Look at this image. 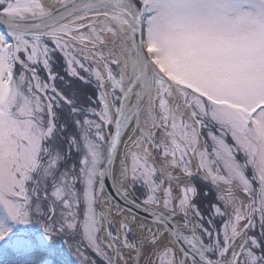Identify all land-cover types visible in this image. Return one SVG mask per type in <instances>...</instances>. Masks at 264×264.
Listing matches in <instances>:
<instances>
[{"label":"snow or ice","instance_id":"snow-or-ice-1","mask_svg":"<svg viewBox=\"0 0 264 264\" xmlns=\"http://www.w3.org/2000/svg\"><path fill=\"white\" fill-rule=\"evenodd\" d=\"M0 28V264H264V0H0Z\"/></svg>","mask_w":264,"mask_h":264},{"label":"trees","instance_id":"trees-1","mask_svg":"<svg viewBox=\"0 0 264 264\" xmlns=\"http://www.w3.org/2000/svg\"><path fill=\"white\" fill-rule=\"evenodd\" d=\"M63 74H64V73H63V71H62V69H61V75H63ZM92 88H94V86L89 85V86H87L86 88H83L81 91H82V93H83L84 95H86V96H91V95H92V91H91ZM204 207H207V201H206V200H204Z\"/></svg>","mask_w":264,"mask_h":264},{"label":"bare ground","instance_id":"bare-ground-1","mask_svg":"<svg viewBox=\"0 0 264 264\" xmlns=\"http://www.w3.org/2000/svg\"><path fill=\"white\" fill-rule=\"evenodd\" d=\"M100 207H102V208H103V207H104V205H103V204H101V205H100Z\"/></svg>","mask_w":264,"mask_h":264},{"label":"water","instance_id":"water-1","mask_svg":"<svg viewBox=\"0 0 264 264\" xmlns=\"http://www.w3.org/2000/svg\"><path fill=\"white\" fill-rule=\"evenodd\" d=\"M0 31H3V29L2 28H0ZM110 183V182H109ZM102 208V207H101ZM143 215V214H142Z\"/></svg>","mask_w":264,"mask_h":264},{"label":"rangeland","instance_id":"rangeland-1","mask_svg":"<svg viewBox=\"0 0 264 264\" xmlns=\"http://www.w3.org/2000/svg\"><path fill=\"white\" fill-rule=\"evenodd\" d=\"M94 86V85H93ZM71 131V130H70Z\"/></svg>","mask_w":264,"mask_h":264}]
</instances>
